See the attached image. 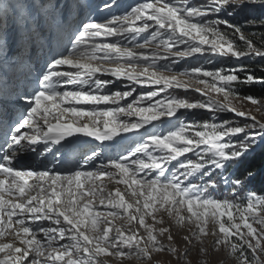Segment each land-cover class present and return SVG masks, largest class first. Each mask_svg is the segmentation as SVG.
Returning a JSON list of instances; mask_svg holds the SVG:
<instances>
[{
  "label": "snow or ice",
  "instance_id": "1",
  "mask_svg": "<svg viewBox=\"0 0 264 264\" xmlns=\"http://www.w3.org/2000/svg\"><path fill=\"white\" fill-rule=\"evenodd\" d=\"M34 56L0 78V264H264V0H0V69Z\"/></svg>",
  "mask_w": 264,
  "mask_h": 264
},
{
  "label": "trees",
  "instance_id": "2",
  "mask_svg": "<svg viewBox=\"0 0 264 264\" xmlns=\"http://www.w3.org/2000/svg\"><path fill=\"white\" fill-rule=\"evenodd\" d=\"M244 94L249 93L246 92ZM251 94L261 95L262 93L257 86ZM246 166L256 170L259 174L257 180L253 181L252 185L249 187L252 191H256L257 194L264 195V180L260 178L261 176H264V142L259 144L256 150L247 158Z\"/></svg>",
  "mask_w": 264,
  "mask_h": 264
},
{
  "label": "rangeland",
  "instance_id": "3",
  "mask_svg": "<svg viewBox=\"0 0 264 264\" xmlns=\"http://www.w3.org/2000/svg\"><path fill=\"white\" fill-rule=\"evenodd\" d=\"M132 1H135V0H125L126 2V5H129V4H132ZM252 16H259V12H249V11H245V12H242L240 13V15H238L236 17V20L239 21V22H243V20L245 19V17H252ZM247 27V26H246ZM260 31L261 30H257L255 35L254 36H251L250 38H252L256 43L257 45L259 46V37H260ZM247 34V33H246ZM198 62L197 61H192L191 64L190 63H182L180 65V67L184 68V67H190V66H195ZM204 66L206 68H212V67H216L218 65H215V64H208V63H204ZM190 98H198V96L196 94H192V96H190ZM246 103V102H245ZM238 107L240 106L239 104L237 105ZM230 116V114H228ZM257 117L258 118H261V119H264V117H262L259 113H257ZM223 118V117H222ZM262 142H260L261 144ZM249 190H252L250 187H249ZM216 195L218 197H221L223 198L224 196H227L228 195V192L224 191L223 190V186H221V190L219 192L216 193ZM194 259V257H193Z\"/></svg>",
  "mask_w": 264,
  "mask_h": 264
}]
</instances>
